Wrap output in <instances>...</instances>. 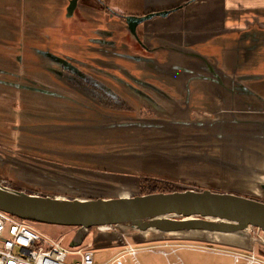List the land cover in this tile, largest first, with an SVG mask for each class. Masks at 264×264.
<instances>
[{
    "label": "crops",
    "instance_id": "1",
    "mask_svg": "<svg viewBox=\"0 0 264 264\" xmlns=\"http://www.w3.org/2000/svg\"><path fill=\"white\" fill-rule=\"evenodd\" d=\"M55 175L126 192L94 199L151 177L264 202V0H0V182L70 190ZM182 252L158 256L209 264Z\"/></svg>",
    "mask_w": 264,
    "mask_h": 264
},
{
    "label": "water",
    "instance_id": "2",
    "mask_svg": "<svg viewBox=\"0 0 264 264\" xmlns=\"http://www.w3.org/2000/svg\"><path fill=\"white\" fill-rule=\"evenodd\" d=\"M152 17H129L127 22L135 31L138 25ZM0 210L32 223L76 228L71 247L79 246L88 230L103 226L131 225L143 233L155 230L161 233L239 234L250 227L264 232V202L211 191L186 190L109 200H70L28 194L0 182Z\"/></svg>",
    "mask_w": 264,
    "mask_h": 264
},
{
    "label": "rangeland",
    "instance_id": "3",
    "mask_svg": "<svg viewBox=\"0 0 264 264\" xmlns=\"http://www.w3.org/2000/svg\"><path fill=\"white\" fill-rule=\"evenodd\" d=\"M78 82V80H76ZM105 106H110L107 103H104ZM55 180L61 182L62 184H65L64 186H69L70 190L67 189V187H63L62 191L61 188H57V190L49 191L48 188L45 190H23L25 193L28 194H42L40 196L45 197V195H51V196H66L70 199L74 198H85V199H94L96 197L100 196H110V195H116L120 193H126L122 190L118 189V191H110L107 188L109 185H112L113 182H105L106 179H103V185L100 187L98 186H91L90 184H85V182L80 181L77 179V176L73 175L70 177H61L60 175H55ZM148 178L151 180H155V182L158 185L155 187H141V184L139 186V189L135 192V195L142 196L144 193H168L173 191H186V190H194L196 192L201 191H211L213 193H225L224 190H212V189H204L203 186L197 185V184H190V183H182L181 181H173L168 179H160V178H151V177H143L141 178ZM45 180L47 178H44ZM44 179H41L42 181ZM48 180V179H47ZM47 180L45 182H47ZM0 181L2 178L0 177ZM6 186L12 188L21 190V188H18L12 183L7 184L4 183ZM48 184V183H47ZM52 185V183H50ZM120 186H124L122 184H119ZM113 186H117L116 184H113ZM126 186V185H125ZM112 187V186H111ZM92 188V189H91ZM104 188V189H103ZM103 189L104 192L101 194L100 191ZM112 189V188H110ZM132 190V189H130ZM117 193V194H116ZM228 194H234V193H228ZM238 195V194H234ZM240 196V195H238ZM136 197V196H135ZM95 200V199H94ZM256 200V199H255ZM173 219H181L178 217H170ZM33 226L39 231L44 234L50 235L55 238H60L63 235H66L67 238L64 241L65 245H68L70 241L73 238L74 233L76 232V228H68V227H60L55 225H46V224H37L34 223ZM117 231H100L97 228H92L87 231V240L88 241H94L92 236L93 234H90L93 232H99V233H113L118 241L119 237L118 235L124 234L126 235L129 240L137 245H147L151 248H155V251H164V252H173L177 251V249H184V253L186 255H198V256H206L205 260L209 262V264H233V261L229 259L228 257H223L226 252H232V253H242L246 255L254 254L258 259L264 261V232L258 228L250 227L248 230L244 231L243 233L239 234H228V235H222V234H216L214 232H187L185 235H168L166 233L161 232H151L149 234H152L150 237H146L143 232H140L131 225H119L117 228ZM75 231V232H74ZM95 256H96V262L99 264H108L109 260L114 257L118 251L121 249V243L117 246V249H100L98 248L97 244L95 242H92ZM176 254V253H175ZM160 255V254H159ZM223 255V256H219ZM161 256V255H160ZM158 254L150 253V252H144L139 256V260L141 264H168L166 263V259L162 256L160 257ZM225 261V263H224ZM243 262V261H241ZM245 263V262H244ZM126 264H134L132 260H128Z\"/></svg>",
    "mask_w": 264,
    "mask_h": 264
},
{
    "label": "built area",
    "instance_id": "4",
    "mask_svg": "<svg viewBox=\"0 0 264 264\" xmlns=\"http://www.w3.org/2000/svg\"><path fill=\"white\" fill-rule=\"evenodd\" d=\"M34 223L20 219L14 215L0 210V264H99L93 245L86 242V238L77 247L64 244L66 235L55 238L39 232ZM118 226L98 227L100 231H117ZM119 243L121 249L112 257L108 264H126L132 260L134 264H140L139 256L144 252L160 254L169 257L173 252L155 251V248L145 245H137L129 238L120 234ZM230 256L236 263L241 261L246 264H264L254 254L223 253ZM170 264H181L180 258Z\"/></svg>",
    "mask_w": 264,
    "mask_h": 264
},
{
    "label": "trees",
    "instance_id": "5",
    "mask_svg": "<svg viewBox=\"0 0 264 264\" xmlns=\"http://www.w3.org/2000/svg\"><path fill=\"white\" fill-rule=\"evenodd\" d=\"M157 183H159V182H155V180H152V182H151V180L150 179H148V178H144V179H142L141 180V187L142 188H144V187H146V186H148V187H155V186H157L158 184ZM4 186H6L5 184H3ZM6 187H8V186H6ZM10 188V187H9ZM14 190H17V189H14ZM18 191H21V190H18ZM173 192H180V191H173ZM173 192H168V193H173ZM148 194H154V193H144V194H142V195H148Z\"/></svg>",
    "mask_w": 264,
    "mask_h": 264
},
{
    "label": "bare ground",
    "instance_id": "6",
    "mask_svg": "<svg viewBox=\"0 0 264 264\" xmlns=\"http://www.w3.org/2000/svg\"><path fill=\"white\" fill-rule=\"evenodd\" d=\"M153 231H155V230H149V231H147V232H145V235L146 234H149V233H151V232H153ZM155 232H158V231H155ZM191 232H202V231H191ZM205 232V231H204ZM187 232H176V233H166V234H168V235H174V236H177V235H180V236H182V235H185ZM203 233V232H202ZM216 234H222V233H216ZM222 235H228V234H222Z\"/></svg>",
    "mask_w": 264,
    "mask_h": 264
}]
</instances>
